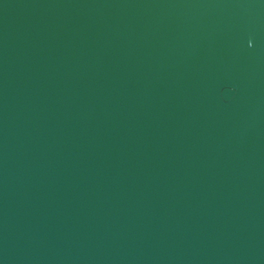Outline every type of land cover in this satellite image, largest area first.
Wrapping results in <instances>:
<instances>
[{
    "label": "water",
    "instance_id": "water-1",
    "mask_svg": "<svg viewBox=\"0 0 264 264\" xmlns=\"http://www.w3.org/2000/svg\"><path fill=\"white\" fill-rule=\"evenodd\" d=\"M0 264H264V0H0Z\"/></svg>",
    "mask_w": 264,
    "mask_h": 264
}]
</instances>
